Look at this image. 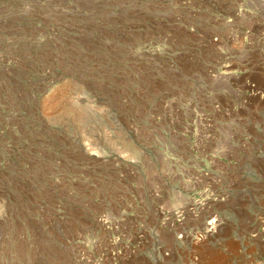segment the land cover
Instances as JSON below:
<instances>
[{"label": "rangeland", "instance_id": "rangeland-1", "mask_svg": "<svg viewBox=\"0 0 264 264\" xmlns=\"http://www.w3.org/2000/svg\"><path fill=\"white\" fill-rule=\"evenodd\" d=\"M0 264H264V0H0Z\"/></svg>", "mask_w": 264, "mask_h": 264}]
</instances>
